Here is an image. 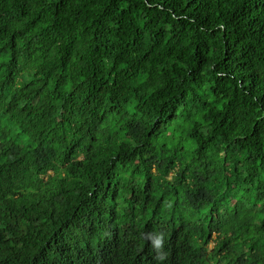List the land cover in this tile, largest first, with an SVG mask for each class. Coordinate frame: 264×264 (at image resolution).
Wrapping results in <instances>:
<instances>
[{"label": "trees", "instance_id": "1", "mask_svg": "<svg viewBox=\"0 0 264 264\" xmlns=\"http://www.w3.org/2000/svg\"><path fill=\"white\" fill-rule=\"evenodd\" d=\"M0 264H264V0H0Z\"/></svg>", "mask_w": 264, "mask_h": 264}, {"label": "clouds", "instance_id": "2", "mask_svg": "<svg viewBox=\"0 0 264 264\" xmlns=\"http://www.w3.org/2000/svg\"><path fill=\"white\" fill-rule=\"evenodd\" d=\"M156 243L159 244V241H156ZM159 259H160V260H163L164 257H163V256H160Z\"/></svg>", "mask_w": 264, "mask_h": 264}]
</instances>
